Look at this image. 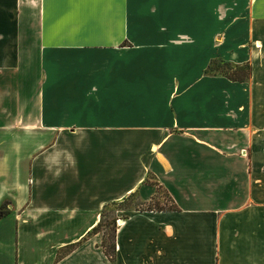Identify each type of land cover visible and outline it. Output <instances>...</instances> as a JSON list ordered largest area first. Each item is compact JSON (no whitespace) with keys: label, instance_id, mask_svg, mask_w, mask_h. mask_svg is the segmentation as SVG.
Instances as JSON below:
<instances>
[{"label":"crops","instance_id":"crops-1","mask_svg":"<svg viewBox=\"0 0 264 264\" xmlns=\"http://www.w3.org/2000/svg\"><path fill=\"white\" fill-rule=\"evenodd\" d=\"M4 212L0 264H264V0H0Z\"/></svg>","mask_w":264,"mask_h":264},{"label":"rangeland","instance_id":"rangeland-1","mask_svg":"<svg viewBox=\"0 0 264 264\" xmlns=\"http://www.w3.org/2000/svg\"><path fill=\"white\" fill-rule=\"evenodd\" d=\"M254 47V45H253ZM263 47V45H262ZM246 65H240V66H236V65H232L229 64L223 60L220 59H214L210 64H209V69L207 74L209 75H219V76H223L224 75H230V76H234L237 74V70H234L233 67H237L239 69H241V72L243 75L247 73V68L245 67ZM160 195V194H159ZM159 199V196H158ZM126 207L128 209L134 208L136 207V205L133 202H129L127 203ZM149 208L152 209H163V208H167V204H160L157 203L156 201H154V203L150 204L149 206H147ZM102 219L100 221V224L97 226V228L95 229L94 233H99L101 236V242H100V247L103 246L106 250L107 248L111 245L112 243V239H113V227H112V218L110 215L109 210H106L104 212H102ZM110 261V260H109Z\"/></svg>","mask_w":264,"mask_h":264},{"label":"trees","instance_id":"trees-1","mask_svg":"<svg viewBox=\"0 0 264 264\" xmlns=\"http://www.w3.org/2000/svg\"><path fill=\"white\" fill-rule=\"evenodd\" d=\"M244 65H246L245 67L248 69L246 74L243 75L242 73H240L241 72V69H239L237 67H233L234 70H237L238 71L237 74L234 75V76L224 75V77L226 79L230 80V81H233V82H242V81H244L249 76V68H250L248 64H244ZM208 69H209V66L205 69L204 72L207 73L208 72ZM7 214H8V212L0 213V216H5ZM96 228H94L92 230V232L95 231ZM101 249H102V252H103L104 256L108 260H111L112 259V253H113V243H111V245L107 248V250L103 246H101Z\"/></svg>","mask_w":264,"mask_h":264},{"label":"built area","instance_id":"built-area-1","mask_svg":"<svg viewBox=\"0 0 264 264\" xmlns=\"http://www.w3.org/2000/svg\"><path fill=\"white\" fill-rule=\"evenodd\" d=\"M114 223H115V225H116V221H115Z\"/></svg>","mask_w":264,"mask_h":264}]
</instances>
